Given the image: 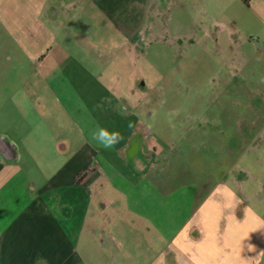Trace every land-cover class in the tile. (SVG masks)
<instances>
[{
    "label": "crops",
    "instance_id": "0c3cea01",
    "mask_svg": "<svg viewBox=\"0 0 264 264\" xmlns=\"http://www.w3.org/2000/svg\"><path fill=\"white\" fill-rule=\"evenodd\" d=\"M194 8H239L242 47L264 42V0H0V264H264L263 179L182 196L160 183V165L110 160L146 139L139 125L163 144L191 131L190 119L147 118L148 84L130 83L125 95L121 78L134 59L163 61L166 23ZM193 20L175 43L197 37ZM227 54L240 75L250 54ZM108 78L120 115L97 116ZM70 109L82 125L88 111L93 124L121 132L108 158L85 146L70 152Z\"/></svg>",
    "mask_w": 264,
    "mask_h": 264
},
{
    "label": "rangeland",
    "instance_id": "374dc122",
    "mask_svg": "<svg viewBox=\"0 0 264 264\" xmlns=\"http://www.w3.org/2000/svg\"><path fill=\"white\" fill-rule=\"evenodd\" d=\"M194 9L196 13L192 10L187 20L180 15L178 20L173 18L170 26L166 23L165 35L158 45L164 55L163 61L134 59V64L127 70L131 74L127 76L123 70L121 78L125 95L129 92L130 83L141 85L145 80L148 84V94H145L148 101L145 98L142 102L147 118H162L171 125L190 119L193 123L191 131L183 135L178 132L177 136L175 133V142L163 144L162 141L156 142L157 137L139 125L140 130L135 135L142 133L147 140L141 141L139 137L126 142L127 150L123 152L120 149V157L110 159L120 168L125 164L136 165L137 160L145 166L160 165L164 171L160 183L174 187L182 196L190 195L197 187V192L205 195L210 190L216 193L222 184L264 180V42L254 36L247 47H242L245 29L244 24H238L236 20L239 8ZM226 10H229L228 16L223 15ZM215 16L220 24H213L211 17ZM190 18L196 19L203 28L198 29L196 38L175 43L176 33L188 32L186 27L190 25ZM206 26L212 38L208 39L209 32L204 35ZM230 48L233 52L243 50L250 54L240 75L236 71L230 72L231 61H227ZM102 85L104 108L95 113L102 117L120 115L114 84L108 78L106 81L103 79ZM243 112L244 123L233 124L232 120ZM88 113L87 121L82 125L79 119L84 117L70 109L67 131L70 152L85 146L101 151L108 158L111 149H105L93 140L92 133L96 128L110 126L93 124V115ZM128 115L140 116L131 109ZM112 127L117 129L119 126ZM153 145L158 152L154 153ZM104 156H98V160L105 159ZM172 188L167 189L172 191Z\"/></svg>",
    "mask_w": 264,
    "mask_h": 264
},
{
    "label": "clouds",
    "instance_id": "9594fccd",
    "mask_svg": "<svg viewBox=\"0 0 264 264\" xmlns=\"http://www.w3.org/2000/svg\"><path fill=\"white\" fill-rule=\"evenodd\" d=\"M92 139L100 144L103 148L112 149L123 139V136L118 131L110 132L106 128L99 127L96 132L92 133Z\"/></svg>",
    "mask_w": 264,
    "mask_h": 264
}]
</instances>
